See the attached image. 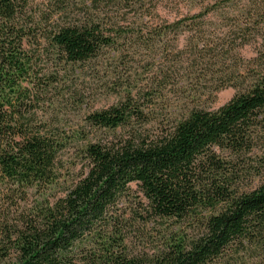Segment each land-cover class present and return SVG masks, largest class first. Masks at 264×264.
Instances as JSON below:
<instances>
[{
    "label": "trees",
    "instance_id": "1",
    "mask_svg": "<svg viewBox=\"0 0 264 264\" xmlns=\"http://www.w3.org/2000/svg\"><path fill=\"white\" fill-rule=\"evenodd\" d=\"M162 2L0 0V264H264V0Z\"/></svg>",
    "mask_w": 264,
    "mask_h": 264
},
{
    "label": "rangeland",
    "instance_id": "2",
    "mask_svg": "<svg viewBox=\"0 0 264 264\" xmlns=\"http://www.w3.org/2000/svg\"><path fill=\"white\" fill-rule=\"evenodd\" d=\"M170 1L171 0H163L162 3L163 5L165 4L166 9L175 8V6L183 7L185 5V0ZM30 2L32 3L34 9L41 10L44 8L47 0H30ZM161 13L164 14L163 12ZM245 54H248V50H245ZM81 77L75 82V89L83 92V105L81 107H79L78 104L75 105L68 99L69 96L66 93L63 94V96H59L57 99L52 101L51 106L47 107V110H45V114L47 117L56 119L57 122L59 121V124H66L65 126L74 127L76 125L82 124V114L87 111V108H89L90 110L100 109L103 107H107L117 101L118 97L115 94H108L103 91L100 79L90 77L89 75H85L82 78ZM235 92L236 89L232 87L221 90L216 93L214 100L206 101L204 103V107L208 110L217 109L218 107L226 103L229 99H231ZM86 104H88L87 107H85ZM258 153H260V151ZM78 173L79 165L73 166L69 164V167L65 168L63 177L59 181V184L63 183V185L60 184L58 186H54L51 192L54 194H62L64 186H66V184H69ZM258 182L259 180L256 178L254 179L252 185L258 184ZM132 189L138 194L139 197H141V194L138 192L135 185H132ZM150 232H152L150 229L145 230L143 234H138V237L137 235H135V238H141V241L139 240L140 244H157L158 238L154 237H157V235L154 231L152 233Z\"/></svg>",
    "mask_w": 264,
    "mask_h": 264
}]
</instances>
